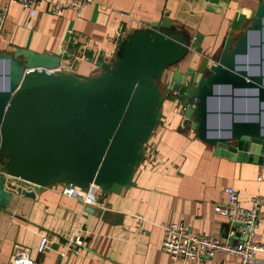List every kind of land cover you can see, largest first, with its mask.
<instances>
[{
    "label": "crops",
    "instance_id": "obj_1",
    "mask_svg": "<svg viewBox=\"0 0 264 264\" xmlns=\"http://www.w3.org/2000/svg\"><path fill=\"white\" fill-rule=\"evenodd\" d=\"M257 2L91 0L78 17L70 10L54 17L44 4L28 18L17 5L0 0V5L7 6L0 52L27 49L64 55L60 60L64 73L90 77L99 72L94 66L99 54L104 63H110L126 36L166 17L189 37H201L198 51L189 50L166 79L173 71L183 73L189 68L193 85L218 56L223 40L236 37L248 25ZM161 114L128 189L118 194L93 190L95 205L85 207L60 195L55 185L42 188L33 198L13 195L7 205L10 210L0 211V264H8L15 247L44 264H238L236 257L221 255L204 262L171 261L160 251L162 227L181 223L191 234L235 243L227 236L225 218L215 214L213 207L224 201L226 187L236 191L240 206L246 209L251 199H264V158L258 165L214 156L210 146L184 127L174 98L164 101ZM259 212L262 224L253 242L263 247L255 253L256 264H264V203ZM44 235L55 243L54 251L37 253ZM75 239L82 242L78 255L65 253L59 258L57 252Z\"/></svg>",
    "mask_w": 264,
    "mask_h": 264
},
{
    "label": "water",
    "instance_id": "obj_2",
    "mask_svg": "<svg viewBox=\"0 0 264 264\" xmlns=\"http://www.w3.org/2000/svg\"><path fill=\"white\" fill-rule=\"evenodd\" d=\"M200 40L162 17L120 41L110 63L99 54V72L90 77L54 72L64 55L0 52V166L7 176L0 178V211L13 195L33 198L56 184L103 194L131 187L168 98L182 112L184 127L214 156L261 165L264 3L258 0L236 37L223 40L193 85L189 68L171 72L167 81L189 50L198 51Z\"/></svg>",
    "mask_w": 264,
    "mask_h": 264
},
{
    "label": "built area",
    "instance_id": "obj_3",
    "mask_svg": "<svg viewBox=\"0 0 264 264\" xmlns=\"http://www.w3.org/2000/svg\"><path fill=\"white\" fill-rule=\"evenodd\" d=\"M20 7L25 11L28 18H31L36 10L42 5H48V13L54 17L60 16L63 10H70L78 17L82 7L89 5L91 0H7ZM7 6L0 5V43L5 42V32L3 30L4 21L6 18ZM63 71L61 66L54 72ZM64 72V71H63ZM0 178L7 180L4 169L0 166ZM11 186V183H6ZM58 185V186H57ZM55 185L60 195L76 199L82 205H95L93 198V190L87 187L84 191L65 184ZM225 199L221 203L214 205L215 214L225 218L229 225L227 232L228 238L236 239L233 244L220 242L218 239L211 236H202L191 234L183 227L181 223H172L162 227V239L160 243V251L166 255L171 261L181 262H204L206 259H211L215 255L233 256L238 259V264H256L255 253L263 249L262 246L253 242V236L256 229L262 224L260 218L259 207L264 203V199L255 197L251 199L249 208L240 206L237 200L236 191L231 187L224 189ZM50 238L41 236L36 246L37 253L46 251H54ZM82 242L75 239L73 242L67 243L64 251L57 252L59 258H63L65 253L78 255V249ZM8 264H44L33 260L27 254V251L21 247H15L9 258Z\"/></svg>",
    "mask_w": 264,
    "mask_h": 264
},
{
    "label": "rangeland",
    "instance_id": "obj_4",
    "mask_svg": "<svg viewBox=\"0 0 264 264\" xmlns=\"http://www.w3.org/2000/svg\"><path fill=\"white\" fill-rule=\"evenodd\" d=\"M160 85H161V88H165V85H164V84H160ZM7 188L13 190V186H12V185H11V186H8V185H7ZM8 210H10V208H6V209H5V211H8Z\"/></svg>",
    "mask_w": 264,
    "mask_h": 264
},
{
    "label": "flooded vegetation",
    "instance_id": "obj_5",
    "mask_svg": "<svg viewBox=\"0 0 264 264\" xmlns=\"http://www.w3.org/2000/svg\"><path fill=\"white\" fill-rule=\"evenodd\" d=\"M160 84H164L163 79L160 80Z\"/></svg>",
    "mask_w": 264,
    "mask_h": 264
}]
</instances>
